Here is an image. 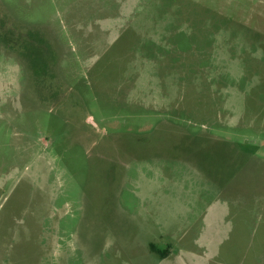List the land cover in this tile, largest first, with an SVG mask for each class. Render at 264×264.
I'll use <instances>...</instances> for the list:
<instances>
[{
  "label": "rangeland",
  "instance_id": "1",
  "mask_svg": "<svg viewBox=\"0 0 264 264\" xmlns=\"http://www.w3.org/2000/svg\"><path fill=\"white\" fill-rule=\"evenodd\" d=\"M0 264H264V0H0Z\"/></svg>",
  "mask_w": 264,
  "mask_h": 264
},
{
  "label": "trees",
  "instance_id": "2",
  "mask_svg": "<svg viewBox=\"0 0 264 264\" xmlns=\"http://www.w3.org/2000/svg\"><path fill=\"white\" fill-rule=\"evenodd\" d=\"M165 252H163L162 254H164ZM163 256V255H162Z\"/></svg>",
  "mask_w": 264,
  "mask_h": 264
}]
</instances>
